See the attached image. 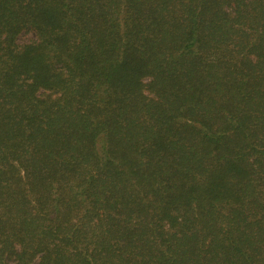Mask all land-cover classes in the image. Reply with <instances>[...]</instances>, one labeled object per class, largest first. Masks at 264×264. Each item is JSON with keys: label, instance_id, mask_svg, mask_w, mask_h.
Wrapping results in <instances>:
<instances>
[{"label": "trees", "instance_id": "obj_1", "mask_svg": "<svg viewBox=\"0 0 264 264\" xmlns=\"http://www.w3.org/2000/svg\"><path fill=\"white\" fill-rule=\"evenodd\" d=\"M0 264H264V0H0Z\"/></svg>", "mask_w": 264, "mask_h": 264}, {"label": "rangeland", "instance_id": "obj_2", "mask_svg": "<svg viewBox=\"0 0 264 264\" xmlns=\"http://www.w3.org/2000/svg\"><path fill=\"white\" fill-rule=\"evenodd\" d=\"M28 36H32V35L30 33H25V35H23V37L19 38V41L23 40L24 38H26Z\"/></svg>", "mask_w": 264, "mask_h": 264}]
</instances>
